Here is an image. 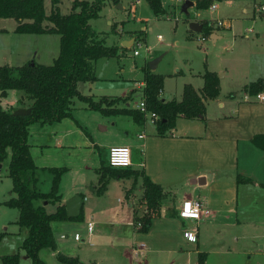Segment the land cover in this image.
<instances>
[{"label": "rangeland", "instance_id": "1", "mask_svg": "<svg viewBox=\"0 0 264 264\" xmlns=\"http://www.w3.org/2000/svg\"><path fill=\"white\" fill-rule=\"evenodd\" d=\"M71 1L58 0L57 7L60 14L65 15L69 12ZM160 1L164 11L161 16H154L142 0H139L134 14H132L129 7L134 0H120L118 3L120 9H117L116 4H106L99 12L98 18L89 21L90 27L104 38L106 46H115L120 50L121 48L126 49V51L121 54L118 50L117 57L97 59L95 62V79L91 83H78L77 87L80 94L90 93L96 98L103 96L124 98L130 95L131 99L127 101L129 106L137 105L141 92L135 88L138 81L142 79L141 68H148L151 61L159 58L158 64H156L157 66L152 70V73L168 75L165 78V83H163L162 96L166 100L172 98L179 100L182 85L188 81H186V77L182 78V76L176 75V69L180 70V74L185 76L203 72L208 68L214 69L216 72H220V68V70L234 72L237 68L239 70V63L242 59L250 57V60L254 59L255 61L260 58V55L255 51L260 50L263 46L264 39L261 30L264 29V19H261L259 14L253 11V4H262L264 0L219 2V15L223 19L231 21V30H220L218 32L220 39L214 43H212L209 36H206L203 42H199L200 34L198 33H194L191 38L186 37L189 32V23L199 22L207 17L204 11H196L193 7H190L185 15L180 12L181 3L177 0ZM49 10L50 0H44L45 14H48ZM15 25L16 23L12 19H0V28L5 29L7 32L0 33V66H19L32 60L36 63L50 64L58 53V37L56 35L30 36L16 34L13 32ZM245 30H252L253 32L250 34ZM158 35H160L161 40H157ZM128 39L133 40L126 45L120 43ZM136 43L139 45H136ZM133 50L138 52L137 56L132 55ZM250 74H254V71L250 70ZM217 76L220 77V73ZM225 81L227 80L225 79ZM197 83L200 82L197 81ZM194 84H196V81H194ZM227 84L222 88L224 95L231 86ZM17 93L11 91L6 98L0 99L1 108L9 110L10 108L5 106L16 103L17 106H24L27 102L29 103L25 99L21 102L16 101ZM249 101L252 104L257 103L254 97L250 98ZM120 106H123V104H120ZM81 107L82 103L74 102L75 112L73 114L76 113L75 115L79 119L85 118L87 114L80 111ZM125 119L131 126V121ZM153 126V122L146 116L144 128L135 132L138 131L144 134L147 140L152 143L146 150L147 168L154 174L165 178V183L170 187H164V190L175 195L177 207L183 200L184 194L194 193L197 188V181L193 176L185 174V169H181H187L188 163L184 161L178 163L174 160L161 161L162 146L160 143L159 145L153 143L155 140L158 141L157 138H154L155 136L154 139L152 138L155 133ZM176 126L175 136L177 134H190L194 130L191 122L185 120L176 122ZM100 127L103 126L100 125ZM100 127L95 124L91 125L95 142L102 144L106 140L113 139L108 137V130L103 131ZM167 137L168 140L171 139L168 133ZM77 151L78 156H71L69 159L74 164V168L62 178L63 196H67V191L84 196L87 199V202H85L87 213L84 215L83 220H65L50 223L55 250L52 251L48 248L40 250L41 260L44 264H70L58 261L56 256L60 254L67 258L77 259V264H91L92 261L90 260H95L94 264H126V262L128 263V256L126 255L129 253V248L133 244V246L140 245L136 243L140 236H137V240H133V228L126 227L124 219L120 221L123 222L121 224L114 223L116 222V216L119 215L118 210L121 208L122 203L124 204L120 191L115 187V184L120 180L111 179L104 192L97 197L95 195L96 170L101 164L105 163L106 149L100 147L98 151H94L89 150V148H77ZM89 151L91 155L90 163L88 162L90 169L79 171L75 166L80 159L88 155ZM32 154H35V150L32 151ZM9 155L10 152L7 151L6 158L0 162L1 200H6L10 196L11 182L7 177ZM132 160L134 163L143 161L138 149L132 150ZM137 169L142 170V168ZM38 178L40 181L38 188L44 193L49 183L48 178L46 174L42 177L38 175ZM129 181L127 191L130 192L126 191V197L131 195L130 198L135 200V209L139 210L142 205L140 185L136 182L134 187L130 189L132 180L129 179ZM77 194L72 195V197ZM118 198H120V203L117 202ZM54 209L55 206L52 204L45 206L46 213H52ZM90 214L91 218L88 217ZM17 217L18 212L16 209L0 205V256L17 253L18 264H29V261L25 259L23 252L20 250V244L26 236L27 230L15 225ZM90 219L94 223L92 233L87 236L85 225ZM176 220L179 221V218L175 217V220L171 221L169 234L171 240L179 242L180 248H185L186 241L181 238ZM75 234L80 238L78 242L73 239ZM60 235H62V238ZM64 235L66 238H64ZM120 250H122L123 255L120 254ZM53 252H55L54 256L51 255Z\"/></svg>", "mask_w": 264, "mask_h": 264}, {"label": "crops", "instance_id": "2", "mask_svg": "<svg viewBox=\"0 0 264 264\" xmlns=\"http://www.w3.org/2000/svg\"><path fill=\"white\" fill-rule=\"evenodd\" d=\"M177 1L181 3L180 0ZM119 2L120 0L118 3ZM214 3L218 4L219 2ZM138 4L139 0L134 7V11ZM262 4H264V1ZM255 5L256 4H253V11H255ZM192 7L194 8V5ZM219 10L220 6L218 4L217 15L222 21L229 23V28L216 26L211 28L208 36L212 43L220 39L218 34L220 30H231V21L220 17ZM243 12L245 11L243 10ZM259 17L264 19L262 15H259ZM200 21L196 23L200 24ZM261 31L264 39V29ZM1 32L7 33L3 28H0V33ZM252 32L251 30L250 34H252ZM193 34L194 32H188L186 37L191 38ZM46 35L54 34H40L35 36ZM201 37L203 36L200 35L199 38ZM199 38V42H203L206 39V37H204V40L200 41ZM132 40L133 39H128L120 43L126 45ZM255 53H258L260 58L255 61L254 59L250 60V57L242 59L239 63V70L237 68L234 72L220 70L221 68L219 69L220 72H216L214 69H205L216 75L220 73V77L217 76L219 94L216 99L204 103L205 110L201 119L186 120L180 117L176 120V122L181 120L191 122L194 129L192 133L185 135L177 134L178 136H175L174 132H177L175 122L174 128L168 131L171 138L169 140L171 141L167 139V135L164 137H157L154 133L152 136V138L155 136L154 138L158 140H155L153 143L157 145L160 143L162 146V153L160 154L161 161L165 160L166 162L168 160H174L178 163H180V161L188 163L189 166L187 169H181H185V174L193 176L196 179L195 181H197V191L194 190L192 194H184L183 200H199L209 216L207 218L202 217L196 223L197 233L194 246L186 242V247L180 248L179 242L171 240L169 227L171 221L175 220V217H177V209L183 200L176 207L177 201L175 195L164 190V187H170L165 183V178L158 174H154L147 168L146 150L152 143L147 140L144 134L138 131L135 132L138 129L144 128L146 119L141 124H136L127 116L104 117L97 112L86 110L82 105L80 111L87 113L85 118L82 117L79 119L75 115L76 113L73 114V112H75V108H73L71 117L62 119L60 122L42 126L39 124L30 125L27 137L30 157L38 169V175L42 177L46 174L49 181L44 193L50 191L52 180V174L47 169L62 168L64 171L60 176L57 188V194L60 196L59 203L64 205L72 195L77 194L76 192L69 193L67 191V196L64 197V190L62 188L63 176L74 168V164L69 159L71 156H78L79 153L77 148H89V150L92 149L94 151H98L100 147L105 148L104 164H106L107 150L110 147L126 146L131 152L130 169L142 172L149 177L151 181L158 184L163 195L159 216L151 220L150 227L146 233L139 234L135 230L134 219L140 218L145 213V206L142 204L140 209L136 210L135 200L130 198L131 195L126 197V191L130 184L129 179H122L115 184V187L120 191L119 193L123 197L124 204L122 203L121 208L118 210L119 215L116 216V222L114 223L121 224L123 222L120 221L124 219L123 221H125L124 224L126 227L133 228V240H137V236L139 235L140 237L138 238L140 239H138L136 243L146 245V250L143 252H133L137 245H131L129 253L126 255L128 256V263L126 262V264H196L197 253L205 254L204 264H264V152L250 143V139L253 135L264 134V88L262 92L259 93L263 96V100L258 101L254 98L257 103L253 104L250 103L249 99L254 96H250L248 93L242 91L244 85L257 79H261L264 83V42L262 48L255 51ZM145 69L144 67L141 68L142 79L138 81L135 88L140 90V92L143 88ZM250 70H253L254 74H250ZM149 71L152 73V70ZM175 74L182 76V78H187L186 81L188 82L183 83L182 87L185 84H189L195 92L199 94L202 86V79L200 77L202 71L194 74H187V76H185L180 74V70L176 69ZM158 75L163 76V83H165V78L168 77V75L160 73ZM225 79L227 81H225ZM194 81H196V84H194ZM197 81L200 83H197ZM226 83H228V86H231L224 95L222 88ZM163 86L159 98L166 100L162 96ZM11 91L14 90L8 91L4 98H6ZM14 92L17 93L18 91ZM86 96L96 98L90 93H87ZM128 96L131 97L130 95ZM21 98V93H17L16 101ZM172 99L176 100L175 98ZM140 101L141 97L139 102ZM125 105L129 108L136 109L138 104L130 107L128 102H126ZM28 106L29 103L27 102L24 106H17L16 103L5 107L15 110L18 108L27 109ZM125 118L131 121L132 127ZM92 124L98 125L99 127L100 125L103 126L100 128L103 129V131L108 130V137H112L113 139L106 140L102 144L95 142L93 131L91 130ZM139 135L143 137L138 138ZM133 149L139 150L140 155H142V162H133ZM33 150H35V154H32ZM71 153H73V155H71ZM88 155L77 162L75 166L76 169L79 171L90 169L88 164L91 160L90 151ZM137 168H142V170ZM161 171L164 172L163 170ZM136 182L140 185L139 179L136 180ZM133 187L134 185H131L130 189ZM95 188H97V174ZM39 190L42 192L40 188ZM139 191H141V187ZM101 194L95 195L98 197ZM191 195L193 196L192 198ZM11 196L12 194L10 192L9 198ZM77 196L81 198L78 215L81 213V220H83L85 218L84 215L87 213V207L85 205L87 199L82 195L77 194ZM6 200L0 199V205ZM117 202H121L120 198H118ZM52 205L56 207L57 204L55 203ZM171 213H175L176 216L171 217ZM88 217L91 218V214ZM89 221L94 223L91 219ZM176 223L178 224V231L181 234V238H183L182 227L184 221L179 219V221L176 220ZM85 232L87 234L86 230ZM60 237L62 238V235H60ZM64 238H66L65 235ZM183 242L185 241L183 240ZM120 254L123 255L122 250H120ZM51 255L54 256L55 252L51 253ZM38 256L41 260L40 251ZM90 261H92L91 264H94L95 260Z\"/></svg>", "mask_w": 264, "mask_h": 264}, {"label": "trees", "instance_id": "3", "mask_svg": "<svg viewBox=\"0 0 264 264\" xmlns=\"http://www.w3.org/2000/svg\"><path fill=\"white\" fill-rule=\"evenodd\" d=\"M119 0H72L69 12L65 15L58 11V0H50L48 14L44 12V0H0V19H12L16 25V34L58 36L59 48L56 58L50 65L28 61L19 66H0V98L10 90L21 93V100L29 101L30 113L27 116H13L12 109L0 107V162L10 152L7 165V177L11 182L12 196L2 203L3 206L16 209L18 217L15 224L27 230L20 244V250L29 264H44L38 253L42 249L55 250L50 223L65 220H79L81 213L72 218L66 215L65 207L60 204L57 188L64 169L48 168L52 174L48 193L38 188V169L34 165L27 143L28 128L32 124L50 125L70 118L74 102L82 103L86 110L94 111L104 117L127 116L134 123L141 124L145 117L125 103L130 97L109 98L81 95L78 83L92 82L94 63L99 58L117 57L126 49L106 46L104 38L89 25L90 20L98 18L101 9L109 3L117 4ZM154 16H161L164 11L160 0H143ZM190 1L196 11H204L211 2L233 0H180ZM201 36L210 34L205 21H200ZM192 33L191 31H189ZM202 86L199 94L189 85L182 87L179 101L159 98L163 86V76L151 73L147 68L143 76L141 100L147 112L152 113L157 137H164L173 129L178 118L186 120L201 119L204 103L218 97L219 84L215 73L204 70L200 75ZM264 83L261 79L244 85L242 91L250 96L262 92ZM123 104V106H120ZM250 143L264 152V134L253 135ZM96 194H101L111 179H131L132 185L140 180V201L145 206V213L134 219L136 232L146 233L151 220L159 216L163 200L160 186L142 172L128 168H110L104 163L96 171ZM57 204L54 212L46 213L47 204ZM175 217V213L170 214ZM58 261L77 264L75 258L57 254ZM205 254H196V264H204ZM0 264H18V254L0 256Z\"/></svg>", "mask_w": 264, "mask_h": 264}, {"label": "built area", "instance_id": "4", "mask_svg": "<svg viewBox=\"0 0 264 264\" xmlns=\"http://www.w3.org/2000/svg\"><path fill=\"white\" fill-rule=\"evenodd\" d=\"M138 3V0H134L130 7V12L134 14V7ZM256 13L262 15L264 17V4H258L254 6ZM218 4L211 2L207 8L204 10L207 17L205 18V23L210 28L213 27H222L229 28V23L222 21L218 15ZM246 32L250 33L251 30H247ZM157 40H160V36H157ZM200 41L204 40V37L199 38ZM136 45H139L136 43ZM133 56H137L138 52L136 50L132 51ZM254 98L258 101L263 100V96L260 94H256ZM136 109L145 117H149V119L154 122L156 117L145 110L143 101L141 100ZM142 135H139L138 138H142ZM106 165L110 168L120 169V168H128L131 165V152L130 149L126 146H113L107 150L106 155ZM209 214L204 210L202 203L197 199H185L181 202L179 208L177 209V217L184 221V228L182 229V237L183 239L191 246H194L196 243V233L197 226L196 223L202 217H208ZM138 224H134V227H138ZM93 223L87 222L86 231L89 235L92 231ZM74 241H79L80 238L78 235L73 236ZM146 250V245H137L133 252H143Z\"/></svg>", "mask_w": 264, "mask_h": 264}, {"label": "water", "instance_id": "5", "mask_svg": "<svg viewBox=\"0 0 264 264\" xmlns=\"http://www.w3.org/2000/svg\"><path fill=\"white\" fill-rule=\"evenodd\" d=\"M193 6V3L190 1H183L180 5V12L183 14H187V9ZM117 9H120V5L116 4ZM188 30L194 33H200L201 32V25L196 22H191L188 24ZM159 61V58L154 59L151 61L148 65L149 70H154L156 67L157 62ZM30 113V109H22L18 108L12 111L13 116H27ZM81 205V198L79 196H74L70 200H67L64 203L66 215L68 217H76L78 215V211Z\"/></svg>", "mask_w": 264, "mask_h": 264}]
</instances>
